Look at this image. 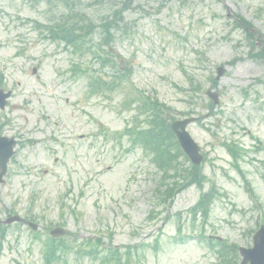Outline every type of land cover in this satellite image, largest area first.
I'll return each instance as SVG.
<instances>
[{"label": "rangeland", "instance_id": "rangeland-1", "mask_svg": "<svg viewBox=\"0 0 264 264\" xmlns=\"http://www.w3.org/2000/svg\"><path fill=\"white\" fill-rule=\"evenodd\" d=\"M72 1L70 8L56 0H0V81L14 90L0 120L6 121L4 134L23 143L0 184V219L9 211L36 216L42 237L45 225L65 222L77 244L100 235L104 242L113 235L120 248L144 241L148 245L136 264H216L201 234L251 246L264 204V149L257 150L258 140L264 146V60L248 55L245 32L228 15L240 13L264 33V0ZM123 2L131 7L113 31L111 50L120 63L130 62L131 81L127 90L90 97L89 77L101 70L100 62L92 52L76 53L44 37L35 21L54 24L78 10L98 25ZM77 20L86 21L71 19ZM95 31L93 44L103 34L101 27ZM77 65L86 72L74 74ZM217 65L227 70L214 84ZM197 83L204 92L197 91L194 109L202 117L188 129L206 155L205 173L221 193L206 225L188 214L199 188L193 185L171 205L163 203L158 191L163 173L140 147L130 148L128 138L112 136L135 118L134 107L122 106L135 91L132 85L172 105L183 119L191 116L184 114L191 110L187 91ZM207 89L218 93L213 109ZM100 126L111 134L105 136ZM230 139L247 150L240 165L257 198L222 145ZM6 236L0 264H43L42 239L30 228L13 224ZM66 258L58 264H95L75 253Z\"/></svg>", "mask_w": 264, "mask_h": 264}, {"label": "trees", "instance_id": "trees-1", "mask_svg": "<svg viewBox=\"0 0 264 264\" xmlns=\"http://www.w3.org/2000/svg\"><path fill=\"white\" fill-rule=\"evenodd\" d=\"M67 1V0H66ZM122 10H115L113 15L114 17H122ZM68 17V16H67ZM240 21L243 22L244 27H253L251 21H246L242 16L237 15ZM71 17L67 18L65 24L59 25L58 29H54V32H60V36L64 40L70 41L72 38L81 37L85 34H89L92 31L91 25H81L80 32H75L76 26L68 24V20ZM115 19L109 20L105 18L101 27L106 31L108 37H110V29L114 27ZM238 25V21H236ZM82 29H86L82 33ZM247 36L250 38V44H252L253 49H256V43L254 38V32L246 31ZM260 40V38H259ZM109 42V41H108ZM108 53V51L106 52ZM109 54V53H108ZM258 57H264L262 50L257 51ZM142 105L143 112L146 114V125L137 127L134 131V140L138 143H141L147 150H150L154 153L153 160L158 163V166L163 170L164 169V179L163 183L164 190V200L172 199L175 196V193L181 190L186 189L190 185L196 183V185L202 186L205 181H207V176L201 170V166L187 165V157L180 149L178 141L176 140L174 133L171 130L170 123L175 118L171 115V108L162 101L151 98L149 95L146 96L142 94ZM229 149L232 151L234 158H238L241 153V148L234 144L228 145ZM183 158L185 161L181 160ZM216 192L210 190L209 192L203 193L199 199L197 206L194 208L195 211H201L205 218L208 217L210 211V203ZM45 249L43 257H45L46 264H53L55 261L62 258V256L72 250L71 245L64 239L57 240L55 238H49L44 244ZM91 244H89V247ZM222 248L232 252V256H225V250L220 252V255L224 257L228 264H236V245H221ZM77 250L78 252H83L87 254V248ZM92 253L98 256V253L101 252L100 244L91 249ZM106 264H129V257L124 261L121 254L117 250L110 249L105 254ZM131 260V259H130Z\"/></svg>", "mask_w": 264, "mask_h": 264}, {"label": "water", "instance_id": "water-1", "mask_svg": "<svg viewBox=\"0 0 264 264\" xmlns=\"http://www.w3.org/2000/svg\"><path fill=\"white\" fill-rule=\"evenodd\" d=\"M219 72L222 73V68L219 69ZM11 95L10 92L5 93L3 89H0V107H4L7 103V98ZM189 119H185L184 121H176L172 124V127L174 128L177 137L180 140L181 146L183 149L187 151L189 154L191 160H193L194 163H200L202 160V155L200 154V147L193 138L189 135V133L186 131V124L189 122ZM13 141L6 138V137H0V168L2 169L0 173V180L4 173L7 171V162L11 155L13 154ZM21 220L25 222L26 224H30L34 229H37V224L26 222L23 220L19 215L9 218L8 222H13ZM65 232L64 229L57 228L55 231H53V234L55 235H63ZM255 247L251 249H243L241 248L242 254L244 255V261L242 264H247L249 261H251V264H264V227L258 231V233L255 236Z\"/></svg>", "mask_w": 264, "mask_h": 264}]
</instances>
